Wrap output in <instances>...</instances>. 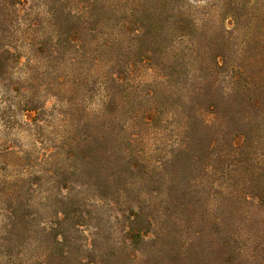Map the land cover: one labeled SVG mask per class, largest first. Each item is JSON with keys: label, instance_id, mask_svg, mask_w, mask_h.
Here are the masks:
<instances>
[{"label": "rangeland", "instance_id": "obj_1", "mask_svg": "<svg viewBox=\"0 0 264 264\" xmlns=\"http://www.w3.org/2000/svg\"><path fill=\"white\" fill-rule=\"evenodd\" d=\"M220 1L185 0L186 10L203 20V9L215 12ZM69 2L72 14L58 23L50 3L28 0L0 32V49L9 51L0 76V264H203V171L159 167L188 136L179 119L168 117L166 131L158 121L144 127L148 97L158 89L154 76L130 72L127 38L108 35L120 23L110 10L127 9L131 0ZM247 18L221 22L230 59L247 55L243 44L261 34ZM208 28L210 37L218 24ZM191 41L203 51V21L187 30L182 46ZM248 130L222 144L250 148L257 158L263 140L253 142L262 133ZM189 145L202 162L199 142ZM188 157L178 159L188 164ZM184 189L191 197L181 198ZM135 214L153 224L133 242L127 228ZM259 231L264 241V227Z\"/></svg>", "mask_w": 264, "mask_h": 264}, {"label": "trees", "instance_id": "obj_2", "mask_svg": "<svg viewBox=\"0 0 264 264\" xmlns=\"http://www.w3.org/2000/svg\"><path fill=\"white\" fill-rule=\"evenodd\" d=\"M43 1L47 8L50 3L51 18L58 23L65 14H72L66 9L72 3L70 0ZM27 4L28 0H0V32L13 23L12 18ZM184 4L185 0H131L127 9L110 10L113 20L120 23L115 24L117 35L113 36V28L108 35L114 40L122 35L127 38L125 54L135 59L129 65L130 72L138 68L154 76L152 82L158 89L153 97H148L150 112L141 119L144 127L158 121L166 131L162 125L168 117L172 121L179 119L178 126L188 136V142L181 143L167 163L159 167L203 171V264H264V241L260 240L259 231L264 227V149L254 158L247 153L250 148L222 144L227 136L249 129L255 135L262 133L253 144L262 145L263 140L264 145V0H223L215 12L203 9V20L192 18ZM245 10L252 13L244 14ZM248 16L253 28L259 26L261 34L245 47L243 44L241 51H248L247 55L230 59L223 47L225 33L221 31V22L228 17L236 24L241 17L248 21ZM92 21L94 26L99 25V18L93 17ZM196 21L201 25H196ZM202 21L203 51L198 42L182 46L187 30H198ZM213 24H218V31L208 37L211 34L206 32ZM247 26L250 27L249 22ZM8 53L7 49H0V76L8 68ZM201 137L203 143L199 141ZM195 141L203 152L202 162L190 149L189 144ZM186 154L188 164L178 159ZM238 155H243V159L239 160ZM224 178L227 184L221 182ZM181 191V198L189 195V190ZM139 216L135 214L127 228V238L133 242L148 237L153 224L148 218L140 224ZM193 241L186 244L190 246ZM179 255L187 257L188 253L175 257Z\"/></svg>", "mask_w": 264, "mask_h": 264}]
</instances>
